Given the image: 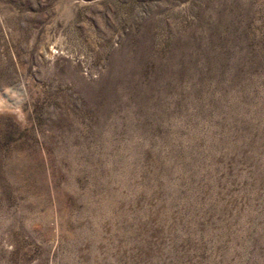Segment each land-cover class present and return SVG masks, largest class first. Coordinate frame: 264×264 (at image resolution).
Here are the masks:
<instances>
[{"label":"rangeland","instance_id":"obj_1","mask_svg":"<svg viewBox=\"0 0 264 264\" xmlns=\"http://www.w3.org/2000/svg\"><path fill=\"white\" fill-rule=\"evenodd\" d=\"M0 264H264V0H0Z\"/></svg>","mask_w":264,"mask_h":264},{"label":"bare ground","instance_id":"obj_2","mask_svg":"<svg viewBox=\"0 0 264 264\" xmlns=\"http://www.w3.org/2000/svg\"><path fill=\"white\" fill-rule=\"evenodd\" d=\"M0 102H2V101H0Z\"/></svg>","mask_w":264,"mask_h":264}]
</instances>
